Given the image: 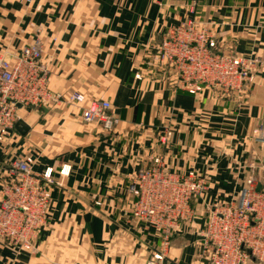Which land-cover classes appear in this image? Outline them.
<instances>
[{
    "label": "crops",
    "instance_id": "1",
    "mask_svg": "<svg viewBox=\"0 0 264 264\" xmlns=\"http://www.w3.org/2000/svg\"><path fill=\"white\" fill-rule=\"evenodd\" d=\"M190 19L210 23L221 53L255 61L242 94L170 88L155 49L168 29ZM263 23L264 0H0V55L38 39L48 90L63 98L18 107L0 144V176L9 162L30 156L33 173L50 169L55 181L35 251L14 255L0 243V264H145L157 241L131 218L126 188L156 156L171 173L207 178V191L191 203L192 222L167 251L169 264H206L208 209L237 198L248 179L264 181ZM73 92L83 103L69 101ZM93 102L109 103L117 120L111 131L83 121ZM165 125L172 137L162 144ZM245 264L264 257L249 254Z\"/></svg>",
    "mask_w": 264,
    "mask_h": 264
},
{
    "label": "built area",
    "instance_id": "2",
    "mask_svg": "<svg viewBox=\"0 0 264 264\" xmlns=\"http://www.w3.org/2000/svg\"><path fill=\"white\" fill-rule=\"evenodd\" d=\"M209 27L210 23L190 19L168 29L155 49L158 64L168 73L173 90L192 96L207 91L240 95L253 81L255 61L221 53ZM259 30L264 32V23ZM42 56L38 39L13 56L0 55V144L13 130L18 107L43 108L63 100L48 90L49 70ZM134 78L141 80L139 74ZM69 101L81 104L84 96L73 92ZM109 112V103L93 102L81 117L85 123L97 122L111 131L117 120ZM163 128L159 140L167 144L172 129L168 125ZM35 162L30 156L16 159L0 176V243L14 255L34 252L38 235L47 225L55 181L50 169L41 175L33 173ZM64 173L63 169L59 172L61 176ZM126 189L133 199L131 218L151 231L157 241L145 264H169L171 239L192 222L191 203L207 191V178L195 171L171 173L156 156L130 178ZM208 211L201 231L206 264H245L249 254L257 260L264 257V181L248 179L237 198Z\"/></svg>",
    "mask_w": 264,
    "mask_h": 264
}]
</instances>
